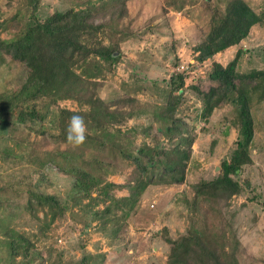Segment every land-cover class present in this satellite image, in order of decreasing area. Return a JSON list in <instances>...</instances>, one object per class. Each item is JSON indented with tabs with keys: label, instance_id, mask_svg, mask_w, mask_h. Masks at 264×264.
I'll list each match as a JSON object with an SVG mask.
<instances>
[{
	"label": "rangeland",
	"instance_id": "374dc122",
	"mask_svg": "<svg viewBox=\"0 0 264 264\" xmlns=\"http://www.w3.org/2000/svg\"><path fill=\"white\" fill-rule=\"evenodd\" d=\"M226 1L127 3L128 15L120 22L126 36L118 39L121 61L113 72L104 71L96 77L98 94L105 101H134L130 105L133 117L119 126L123 131L135 130L131 151L143 144L170 149L177 140L168 138V124L158 115L168 98L170 76L177 68L185 71L184 103L178 116L186 122L185 135L193 142L191 147L182 146L190 153L185 181L166 184L159 180V169H151L152 184L131 212L103 215L102 202L82 195L70 175L47 164L54 144H44L41 133L57 134L59 108L77 110L76 102L63 100L49 107L39 105L40 111L47 114L44 121L18 124V111L0 120V187L25 177L34 192L28 200L33 207H26L23 198L11 193L0 194V264H24L20 258L13 261L7 246L9 239L24 236L35 244L30 264H79L83 257L88 264H166L170 251L166 237L178 239L190 227L191 214L185 201L193 197L195 184L218 176L221 162L231 158L239 133L238 104L223 102L210 117L204 118L202 100L194 87L208 91L212 85L208 79L212 63L226 66L238 53V73H264V0H246L263 17L246 40L220 51L212 60L196 61L195 47L205 40L212 16L223 10ZM21 2L0 0V11L4 17L11 16ZM73 2L40 0L38 17L43 20L54 11H65ZM109 3L111 0H82L78 9L93 8L98 12L109 7ZM181 3L184 6L180 9L174 8ZM103 34L99 38L109 43L104 37L106 33ZM2 37L10 40L13 33L4 31ZM77 71L81 72V67ZM28 74L24 63L5 57L0 61V94L19 91ZM237 86L251 90L255 129L249 150L253 163L244 166L235 177L242 192L231 200L224 214L239 241L237 254L241 264H264V75L244 83L237 81ZM125 165L120 173L109 175L108 180L121 185L133 182L136 168L128 161ZM26 190L23 187L21 191ZM112 193L117 198L129 195L127 189H115ZM37 194L56 196L66 206L64 214L59 217L57 208Z\"/></svg>",
	"mask_w": 264,
	"mask_h": 264
},
{
	"label": "trees",
	"instance_id": "16d2710c",
	"mask_svg": "<svg viewBox=\"0 0 264 264\" xmlns=\"http://www.w3.org/2000/svg\"><path fill=\"white\" fill-rule=\"evenodd\" d=\"M21 1L20 8L11 16L4 17L0 11V61L10 57L22 62L29 74L19 91L0 94V120L18 111V124L44 121L47 114L40 111L39 105L49 107L63 100L76 102L77 110L59 108L57 134L41 133L44 144H54L47 164L70 175L75 189L82 195L102 202L103 215L134 210L152 184L151 169H159L161 182L182 184L190 156L189 150L182 146L191 147L193 143L185 135L186 122L178 116L184 103L185 71L177 68L170 76L168 98L158 115L168 124V138L177 140L170 149L143 144L135 148L134 154L131 140L135 130L123 131L119 127L133 117L134 101L129 98L105 101L98 94L96 77L104 71L113 72L121 61V40L118 39H125L126 30L120 22L128 15L130 0H111L109 7L98 12L93 8L78 9L82 0H74L67 10L54 11L43 20L38 17L40 0ZM181 4H175L174 8L180 9L184 6ZM262 20V15L246 0H227L223 10L212 16L205 40L195 47L196 61L212 60L220 51L238 45ZM4 31L12 32V39L5 40ZM99 34L110 42L105 44ZM238 58L239 53L226 66L216 61L212 63L208 74L212 85L208 91L194 87L202 100L204 118L210 117L223 102L238 104L239 133L231 158L221 162L218 176L195 184L193 197L185 201L191 214L190 227L178 239L166 237L170 245L166 264H241L237 254L239 241L224 210L242 192L235 177L244 166L253 163L249 148L255 128L251 90L244 86L239 88L237 81L244 83L247 79L263 77L264 73H238ZM78 67L81 72L77 71ZM74 114L82 115L87 124V139L80 146L66 143V127ZM126 161L136 168L135 180L122 185L110 182L108 176L120 173ZM22 186L27 190L21 191ZM115 189H127L129 195L117 198L112 193ZM7 192L23 198L26 207H33L28 202L34 193L32 183L26 182L25 177L0 187V194ZM37 196L57 208L59 217L64 214L66 206L56 196ZM6 236L10 238L9 232ZM7 246L13 261L20 258L22 263L30 264L35 244L29 237L9 239ZM79 264H88L87 258L83 257Z\"/></svg>",
	"mask_w": 264,
	"mask_h": 264
},
{
	"label": "clouds",
	"instance_id": "9594fccd",
	"mask_svg": "<svg viewBox=\"0 0 264 264\" xmlns=\"http://www.w3.org/2000/svg\"><path fill=\"white\" fill-rule=\"evenodd\" d=\"M87 139V124L80 114H74L69 118L66 127V143L72 146H80Z\"/></svg>",
	"mask_w": 264,
	"mask_h": 264
}]
</instances>
